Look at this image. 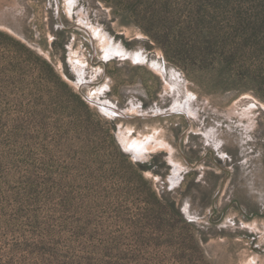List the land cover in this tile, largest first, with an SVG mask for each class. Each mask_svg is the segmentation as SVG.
Wrapping results in <instances>:
<instances>
[{
	"label": "rangeland",
	"instance_id": "1",
	"mask_svg": "<svg viewBox=\"0 0 264 264\" xmlns=\"http://www.w3.org/2000/svg\"><path fill=\"white\" fill-rule=\"evenodd\" d=\"M183 2L0 0V264H264V101Z\"/></svg>",
	"mask_w": 264,
	"mask_h": 264
},
{
	"label": "trees",
	"instance_id": "2",
	"mask_svg": "<svg viewBox=\"0 0 264 264\" xmlns=\"http://www.w3.org/2000/svg\"><path fill=\"white\" fill-rule=\"evenodd\" d=\"M175 13L187 18L185 29L196 43L187 51L212 56L225 70L222 81H240L238 91L264 101V0H185Z\"/></svg>",
	"mask_w": 264,
	"mask_h": 264
},
{
	"label": "bare ground",
	"instance_id": "3",
	"mask_svg": "<svg viewBox=\"0 0 264 264\" xmlns=\"http://www.w3.org/2000/svg\"><path fill=\"white\" fill-rule=\"evenodd\" d=\"M88 80H83L81 82V84H85ZM84 86V85H83ZM98 101V100H97ZM96 101V102H97ZM98 104L100 105L101 108L103 109H106L108 111H111L113 113H116V114H124V112H121L119 109H117V107L113 104H109V103H104V102H99L98 101ZM148 139V137H146ZM146 141L144 140H134V142L130 141V145H128L129 147H131L130 149L135 152V154H138L140 153V151L142 150L143 148V145L146 144L145 143Z\"/></svg>",
	"mask_w": 264,
	"mask_h": 264
}]
</instances>
